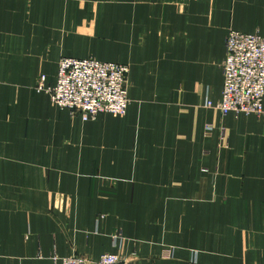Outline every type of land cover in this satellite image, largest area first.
<instances>
[{
	"label": "crops",
	"instance_id": "0c3cea01",
	"mask_svg": "<svg viewBox=\"0 0 264 264\" xmlns=\"http://www.w3.org/2000/svg\"><path fill=\"white\" fill-rule=\"evenodd\" d=\"M231 30L264 0H0V264H264V117L206 107ZM62 58L127 65V113L55 107Z\"/></svg>",
	"mask_w": 264,
	"mask_h": 264
},
{
	"label": "built area",
	"instance_id": "2783aa9c",
	"mask_svg": "<svg viewBox=\"0 0 264 264\" xmlns=\"http://www.w3.org/2000/svg\"><path fill=\"white\" fill-rule=\"evenodd\" d=\"M224 86L221 100L206 107L227 115H256L264 117V38L259 34H245L231 30L226 39V58L222 65ZM127 65L101 62L93 58H62L57 83L45 88V76L38 89L46 91L52 104L80 116L87 122L101 114L125 115L130 104ZM213 127H206L211 135ZM166 252L165 257H171ZM53 260L61 264H135L121 254H104L97 262L81 256Z\"/></svg>",
	"mask_w": 264,
	"mask_h": 264
}]
</instances>
